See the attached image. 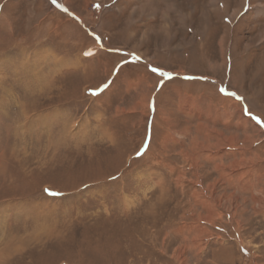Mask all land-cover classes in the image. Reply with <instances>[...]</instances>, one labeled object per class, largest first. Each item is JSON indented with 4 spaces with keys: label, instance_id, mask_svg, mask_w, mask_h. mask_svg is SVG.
<instances>
[{
    "label": "rangeland",
    "instance_id": "rangeland-1",
    "mask_svg": "<svg viewBox=\"0 0 264 264\" xmlns=\"http://www.w3.org/2000/svg\"><path fill=\"white\" fill-rule=\"evenodd\" d=\"M57 4L0 0V264H264V0Z\"/></svg>",
    "mask_w": 264,
    "mask_h": 264
},
{
    "label": "snow or ice",
    "instance_id": "snow-or-ice-1",
    "mask_svg": "<svg viewBox=\"0 0 264 264\" xmlns=\"http://www.w3.org/2000/svg\"><path fill=\"white\" fill-rule=\"evenodd\" d=\"M52 3H53V4H56L57 7H60V5L57 4V0H52ZM94 6H95L96 8H100V5H99V4H96V5H94ZM64 11H67V9H64ZM99 39H100V38L97 37V40H99ZM84 55H85V56H91L92 53H91V52H85ZM135 59L138 60L139 57H136ZM151 71H152V72H159L160 70H159L158 68H151ZM160 75H162V76H167V75H169V74H168V73L160 72ZM110 84H111V81H108V82L102 84L99 88H97V89H95V90H91L90 94H91L92 96H98L101 92H103L105 89H107V88L110 86ZM220 91H221L222 93H224L225 95L236 96V93H234V92L229 93V92H227V90L224 89V88H221ZM236 98H237V99H243L242 97H239V96H237ZM244 111H245V114H247V115H251V113L248 112L247 108H245ZM252 119L256 120V122H257L258 124H261V126H264V122H262V121L260 120L259 117L253 116ZM146 147H147V143L145 144V148H146ZM143 151H144V149H141V151H138V152L136 153V155H137V156H141V155L143 154ZM113 179H115V177H113ZM44 191H45L48 195H50V196H57V195H60V193L52 192L50 189H44Z\"/></svg>",
    "mask_w": 264,
    "mask_h": 264
}]
</instances>
